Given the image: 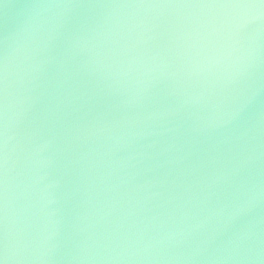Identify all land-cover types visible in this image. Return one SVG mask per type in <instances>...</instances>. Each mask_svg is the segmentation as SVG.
<instances>
[{
	"label": "water",
	"instance_id": "obj_1",
	"mask_svg": "<svg viewBox=\"0 0 264 264\" xmlns=\"http://www.w3.org/2000/svg\"><path fill=\"white\" fill-rule=\"evenodd\" d=\"M0 264H264V0H0Z\"/></svg>",
	"mask_w": 264,
	"mask_h": 264
}]
</instances>
